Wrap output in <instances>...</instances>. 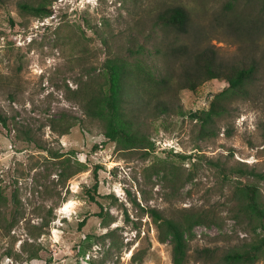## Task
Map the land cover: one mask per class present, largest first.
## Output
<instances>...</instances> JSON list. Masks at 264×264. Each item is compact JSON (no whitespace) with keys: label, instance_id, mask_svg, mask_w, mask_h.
<instances>
[{"label":"rangeland","instance_id":"1","mask_svg":"<svg viewBox=\"0 0 264 264\" xmlns=\"http://www.w3.org/2000/svg\"><path fill=\"white\" fill-rule=\"evenodd\" d=\"M227 1L53 0L52 15L43 18L19 5L43 0H0V111L8 119L0 124V264H173L171 236L149 208L166 216L210 210L219 219L186 236V264H223V253L243 252L264 235L243 214L234 217L231 200L239 182L257 185L264 198V179L225 180L217 166L245 162L264 174V2L232 0L247 23L255 20L238 29L229 24ZM170 5L190 12L192 34L178 36L189 49L209 45L223 60L255 59L261 68L256 92L233 101L215 134L203 138L189 112L206 107L225 83L176 91L178 66L167 55L175 35L154 26ZM134 45L143 50L128 57ZM115 54L172 75L168 97L176 94L185 112L147 117L141 129L151 145L122 149L108 141L76 99L89 73L97 75ZM143 88L157 89L146 82ZM54 120L75 124L60 135ZM202 248L212 256L196 257ZM251 264H264V253Z\"/></svg>","mask_w":264,"mask_h":264},{"label":"trees","instance_id":"2","mask_svg":"<svg viewBox=\"0 0 264 264\" xmlns=\"http://www.w3.org/2000/svg\"><path fill=\"white\" fill-rule=\"evenodd\" d=\"M51 1L43 0V5H34L28 2L19 3L21 10L34 16L49 17L52 15ZM264 2V0H258ZM226 7L231 11L228 17L232 25L239 26L247 23V16L234 8L232 0L227 1ZM243 18H242V17ZM255 24V20L253 22ZM154 26L164 32H172L174 39L169 42L167 55L172 57L177 64V77L174 88L176 91L188 90L196 93L207 82H224L225 86L211 93L206 107L189 112L191 119L198 123L199 136L206 137L215 134L220 119L226 117L230 111V105L236 100H247L257 90L261 82L260 64L251 59L244 61L223 60L212 46L206 45L200 48H188L178 39L179 35L190 37L193 30L192 17L189 10L182 5H170L160 10L154 21ZM143 50L142 45H134L128 48V57L134 56ZM161 73V74H160ZM174 77V76H173ZM172 75L168 72H156V69L143 66L137 62L132 64L126 56L107 57L102 63V69L97 75L89 73V79L83 81V86L76 94L78 103L82 106L87 118L100 124L103 135L110 142H115L122 149L138 148L143 144L151 145L149 137L142 131L141 126L146 118L151 116L154 120L166 119L172 112L184 114L176 94L168 97V91ZM156 86L154 92L145 90L143 84ZM7 118L0 111V124L7 125ZM75 124L50 122V126L60 135L66 134ZM261 138L264 145V122L261 123ZM219 174L227 180L229 176L253 177L263 180L264 174L251 168L245 162L227 165L217 164ZM70 168L65 165L64 169ZM82 170V168H79ZM97 183L92 187L94 194L97 192ZM91 201H95L94 195H88ZM231 200L235 202L238 215L243 214L249 222H254L256 228L264 230V198L260 188L255 184L241 183L235 185ZM154 222L164 228L171 236L172 262L173 264H186L188 261V247L186 236L189 237L195 226H218L217 216L210 210L185 209L171 216H166L154 208L147 209ZM48 218V219H47ZM52 211L48 210L45 216V225L52 220ZM33 235V233H31ZM35 236V235H34ZM31 258H37V250L27 249ZM212 250L202 248L196 250V257L203 255L211 257ZM264 253V235L254 239L243 252L227 251L220 258L223 264H251Z\"/></svg>","mask_w":264,"mask_h":264}]
</instances>
